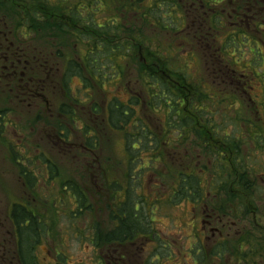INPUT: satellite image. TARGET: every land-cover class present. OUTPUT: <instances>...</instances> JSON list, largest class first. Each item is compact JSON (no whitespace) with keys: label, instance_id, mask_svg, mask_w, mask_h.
I'll list each match as a JSON object with an SVG mask.
<instances>
[{"label":"trees","instance_id":"16d2710c","mask_svg":"<svg viewBox=\"0 0 264 264\" xmlns=\"http://www.w3.org/2000/svg\"><path fill=\"white\" fill-rule=\"evenodd\" d=\"M79 1L85 12V20L81 18L83 16L76 7L63 0H0V77L3 85L0 89L3 93L9 91L12 94L11 105H6V108H18L15 104L24 97L28 98L29 90L12 77L5 79L6 75L2 74L3 66L12 61L15 64L24 61L31 63V66L40 67L42 63L39 62L50 52L48 58L53 63H64L61 84L67 95V103L63 104L58 115L73 122L77 117L74 107L78 110L84 105L83 100H73L70 97V82L77 78L82 83L83 92L88 94L89 98L84 96L86 100L100 104H93L91 116L102 121L98 125L90 117L82 118L85 122L82 129L84 145L90 150H98L101 129L109 133L112 129L111 132L116 131L124 140L121 159L107 157L97 162L99 183L104 187L100 195L88 187L82 188L72 180L63 183L65 190L69 191V195L80 208L71 213L73 216L80 214V210L92 213L90 201H104L108 213L107 222L111 225V230L107 233L98 234V225L91 222L83 233L79 228H74L76 220L72 218L74 239L79 237L87 241L92 250H98L109 245L128 244L147 234H155L153 224L159 217L156 215L150 220L146 196L138 192L141 188L134 186L136 173L140 174L141 171L148 173V177L152 176L147 187L155 183L152 189L162 195L159 207L163 211L164 208L175 210L179 204L192 203L194 200L206 203L202 188L257 186L256 174L262 164L257 162L250 151L264 150V136L246 135L245 146L240 150V144L226 128L232 125L236 129L239 121L246 124L254 121L253 104L246 108L241 107L242 111L236 113L237 101L233 97L229 98L227 94L221 95L224 93H220L222 98L218 104L215 101L217 99L212 98L214 89L209 87L212 86L209 80L218 79L214 76L216 74L208 70V66L206 70L209 77H198V72H190L199 65L200 56H194L193 67L189 61L186 62L189 64L178 63L176 66L172 56L174 49H165L158 40L160 35L157 33H164V36L176 38L179 44L187 45L190 49L197 41V47L202 51L206 45L200 46L198 42L205 35L202 33L204 27L209 29L220 26V17L213 18L209 15L212 7L216 6L206 0ZM187 15L195 16L199 25L194 26L195 29L190 26L189 30L192 32L182 34L188 28ZM72 40L75 41L74 44L81 42L86 47L81 57L74 52L76 59L68 58L69 55L65 53L66 49L73 50ZM152 42L153 49L150 47ZM225 46L227 49L223 47L221 51L229 52L231 49V54L242 48L236 37L229 38ZM195 51L197 52L192 49L185 55L190 53L193 58ZM207 52L206 48L202 57H207ZM168 54L172 56L171 63L165 59ZM132 65L136 70L137 82L144 88V107L148 114L144 116V121L149 124V119H152L155 125L147 126L144 123L143 126L141 118L135 119V124H132L140 101L131 100L129 106H126L119 100L106 99L105 86L110 81L118 83L124 80L128 76L126 70ZM55 66L60 70L58 65ZM145 77L148 81L144 80ZM238 92L243 95L239 88ZM211 98L213 100L210 103ZM7 99L9 98L5 97V103ZM211 107L215 112H209ZM12 110H0V124L13 128L23 140L19 141L17 149L10 142H6L8 146L3 142V147L7 148L8 160L18 170V177L32 194L33 201L38 196L34 187L39 182L55 185L59 177L56 166L43 154H32L31 148L24 144L30 140V136L16 124L7 125L4 122L5 116ZM131 126L133 128L129 129ZM57 127L61 132L66 129L65 126H59L58 122ZM192 132L195 134L196 143L187 145L186 141L190 139ZM179 134H185L181 137L184 140L182 143L177 141ZM63 138L68 137L64 135ZM229 151L233 152L234 157H230ZM36 162L47 165L40 175L35 174ZM116 164L124 167L120 169L121 172L117 171L119 167L116 170ZM73 170L85 182L87 169L84 175L77 169ZM46 171L47 174L44 173ZM94 180L93 178L92 181ZM138 182L139 180L135 185ZM65 190L63 188L62 193ZM216 195L219 198L210 202L221 203V191L216 190ZM163 211L161 210L162 217L165 216ZM8 218L15 238L13 263L39 264L35 255L36 249L42 238L48 237L50 231H53L52 226H55L57 220H49L44 214H33L29 208L17 204L10 209ZM1 247L4 252H0V264H6V260L8 264L5 244ZM167 248L165 245V255ZM56 261L66 264L62 252L56 255Z\"/></svg>","mask_w":264,"mask_h":264},{"label":"rangeland","instance_id":"374dc122","mask_svg":"<svg viewBox=\"0 0 264 264\" xmlns=\"http://www.w3.org/2000/svg\"><path fill=\"white\" fill-rule=\"evenodd\" d=\"M53 1L57 2L60 0H53ZM63 1L69 3L72 7H76L79 10L78 13H80L83 16L81 18L85 20V12L81 8V2L79 0H63ZM187 24H188V28L182 34L186 32L191 33L192 31L189 30V27L192 26L195 29L196 27L194 26H198L199 21L195 19V16L187 15ZM206 32L211 34V36H214V37L217 36L215 32L209 31L207 29V26H205L204 30H202L203 34ZM148 33H153V32L148 31ZM157 34L160 35L158 40L161 41L165 49H168L169 47L174 49V53L172 56L174 58V64H177L176 66H178V63L179 64H189V63H186L188 61L195 64L194 62H192V58L189 56L190 53L188 55L187 54L185 55L186 52H191L189 51L190 47L184 44L183 45L179 44V40L177 41L176 38L174 39L167 35L164 36V33L163 34L157 33ZM235 36H238V34H235ZM257 36L264 40V33H262L261 35H257ZM209 38L212 39L213 37H209ZM229 38H231V35L229 36ZM240 39L244 40V44L240 43V46L243 48L236 50L234 54H231L230 52H232V50L229 49V52L226 51V55L232 63L234 64L241 63L242 64L241 66L247 67V70L245 72L247 73L246 76L249 77V79L247 82V86L242 89L243 95H241L242 96L241 99L243 100V103L250 104L244 91L249 93V87L251 89L254 88L252 96H249V97L255 98L253 102V106L257 109L258 112L261 113V117L259 119H262V116L264 115V66H263L264 47H262V50L258 49L257 52L253 53L251 50H248V47L246 46L248 45L246 38L242 39V37H240ZM196 42L194 43V47H192L190 50L192 49L197 50V53L200 56L198 59L200 62L197 68L196 69L192 68V71L190 72L192 74H195L198 72V77H201L202 75L206 78V76L209 77V75H207V70H206L207 68L205 66V62L212 58L211 56L213 52L209 46L207 55H205L207 57H202L203 53L206 52V48L201 51L197 47ZM74 43L75 41L72 40L71 46L73 50L71 49L65 50V53L69 55L68 58L74 59L76 57L74 53L75 51L77 52L78 55H80V57L85 52V48H86L85 45H83L81 42H78L77 44H74ZM207 43L209 42L203 39L202 40L200 39L198 42L200 46L208 45ZM153 45L154 43L152 42L150 45L152 49H153ZM262 45L263 44H260L259 47L261 48ZM217 47L218 46H214L213 48L215 49ZM172 56L168 54L165 57L168 63L172 62ZM129 68L130 69L126 70V73L128 74V76L124 80H121L118 83L105 87V91H106L105 96L106 98L107 97L109 98L107 100H113L117 98L119 101L123 102L125 105H127L131 100L135 102L136 100H134L133 98H138L141 101L142 100L144 101V97H145L144 90L142 89V86L137 82L135 67L132 65V66H129ZM60 73L61 71H59V74ZM146 79L148 81L147 77L144 78V80ZM242 80L245 81V79H242ZM112 82L113 81H110L109 83H112ZM209 83L212 85L211 80H209ZM54 85L56 86L57 84L54 83ZM202 86L207 88V86H204V85ZM234 87L235 86L231 87L232 90H234ZM80 88L81 87H80V83L78 82V79L73 78L70 82V91L72 93H78ZM207 89H209V87ZM261 91H262L261 95L258 98H256L255 94ZM82 92L83 90H81L80 94H84V95L87 94L85 92L83 93ZM11 96L12 95L8 92L6 93L0 92V110H3V109L11 110V107L6 108V105L7 106L11 105L10 104ZM5 97L9 98L7 99L6 103L4 102ZM46 99L49 102V107H47L46 109L37 110L34 107V105L31 107L26 106L24 110H20L19 112L14 109L5 116V120H4V122H7V125L10 123L16 124L18 128L21 129V131H25V133L30 136L31 140L34 141L35 144H38V146L34 144L37 148L35 149L33 148L30 150L32 154L43 153L48 159L52 160V164L56 166L57 174L59 177L58 183H56L55 185H51L49 187L45 185L43 182H40L38 184L37 191L43 194H46L45 198L49 202L55 201L57 197L61 198L65 203L64 206H66L67 204L66 201H69V198L67 196V193L62 194L61 190H62V187L64 186L63 183H65L67 180H72L76 182L82 188L88 187L91 191L94 190L95 193L100 195L103 192L104 187L98 182L100 189L95 190L93 188V183L90 179V175H94V173L88 170V168H91L92 162L96 161L98 156L100 159H105L107 157L110 159H112L111 157H116L118 159H121L124 153L123 151L124 140L122 139V137H119L120 136L119 134L117 135L116 131L109 133L106 131L104 132L101 129V133L98 138V142H99L98 151L93 152L92 155L83 156L82 154L78 153L75 150H69V149H72L74 145L77 146V145L82 144V141L79 138L80 131H76L78 130L76 128L78 126V123H77L73 125L75 130L70 131L71 133L69 136L71 137L69 141L70 145L63 146L59 144L55 146L56 148L52 149L51 147H54V146L47 140L45 134L49 133L50 130H53V128H51L52 126L47 124L46 122L47 121L50 123L57 122L58 116H55V114L57 113V111L55 110L56 109L55 107L61 102V97L57 94V91L51 90L49 93L46 92ZM93 104L98 105V102L97 101H95V103L89 102L85 106L81 107L79 109V112H80L79 117L80 118L90 117L101 124L102 121L100 122L98 117L91 116L92 111H90V109L92 108ZM37 112H42L39 117L37 116ZM144 116H148L147 110L144 107V105L143 107L141 106L139 108L136 107V116H134L135 118L132 124H135V119H138V118L144 119ZM141 122L143 126H144V123L147 126L156 124L155 121H153L152 119H149V124L146 121L143 122L141 120ZM132 128L133 126L129 127V129H132ZM0 129H1V132H0V217L2 218V223L4 225L6 236L8 235L7 238H5V240L6 241L10 240L11 242V245H10V242L8 243L4 242L5 248H6L5 249L6 259H8V264H9V262L11 261L15 262L14 245H13V239H12V234H11V226L6 219L5 212L7 211L11 202H15V203L19 202L22 200V198H25V195H23L24 191L22 189L20 181L17 178V175H16L17 172L12 168V166L9 164L7 160V153H6L7 148L3 147V142L5 143L6 146H8L6 142H10L13 148L17 149L19 148V146L17 145L19 143V140L22 139V136H19V134L15 132L13 128L4 127L3 124H0ZM65 148H67L68 151H71V152L70 153L62 152L63 149ZM37 150L39 152H37ZM54 161H56L57 163H54ZM257 162L260 164H263L264 157H260V159ZM38 164L39 163L36 162V165H37L35 168L36 174H38L37 171L42 172L43 170V168H41V166ZM70 165L74 166V168L80 171L82 175H84V170L87 169V175L89 177V180L88 181L85 180L84 182L79 177V174L76 173L75 170H73L70 167ZM88 165H90V167ZM118 167H119V170H117ZM123 168H124L123 166H118L116 164V170L118 172H121L120 169H123ZM136 177L137 179L134 181L135 188L136 187L141 188L142 190L139 189L138 192L143 194L144 196L148 195L146 197V206H147V212L149 213V216H150V220L152 221L153 217L156 215L159 217L155 219L156 221L153 224V230L157 233H160V235L164 232L162 238H165L167 240V241L164 240V242L165 243L169 242L172 246L171 248L176 252V254H180L182 256L183 252L187 251L189 247V242L186 239L187 235L189 234V231H188V228H184V227H187L189 224L188 218H190L191 216L190 215L191 207L186 206V205H181V206H178L176 211H174V209H168V208H164V211H163V209L159 207V202L161 201V199L159 197H152L154 195V192L149 190V188H147V186L152 180V176L148 177V173H144V171H141L140 174L136 173ZM95 180H97L96 177H95ZM138 180L139 182L137 183V185H135L136 181ZM144 180L145 182H143ZM148 180L150 181L148 182ZM154 187H155V183H153V188ZM49 193H54L56 194V196L52 198V196L48 195ZM36 201H37V204L40 206L39 207L41 209L40 211L44 214V216H47L49 220H57L55 221V226L51 225L53 227V231L52 230H51L52 232L50 231V234L48 237L45 236L42 238V241H40L41 242L40 245L36 249L35 255H36L37 262L39 264H53L51 259L55 258V255H56L55 253L62 252V253H66L67 258H65V261L67 262V264H95L94 262L96 260L97 255L95 251L89 247L88 242L79 237H77V239H74V232L72 231V224H71V216L70 215L68 216L69 214L68 212L71 210H75L76 208H74L73 206L71 207V210H69L68 208H65L64 206H58V208H60L61 210L56 209V208L51 209V206H48V204L42 203L46 200L36 199ZM90 205L93 207L94 213L93 214L90 213V215H85L84 212H82L83 214L77 217L85 218V219L84 220L78 219L79 222L76 221L77 224L74 228H79L80 230H83L85 228L87 219L93 216L97 217L95 221L98 225H101L102 228L103 226L104 227L106 226L105 222L107 221V215L103 214L101 216H98L96 214V213H102L104 211H107V207L105 206L104 201H100V202L99 200L90 201ZM161 210L165 214L164 217L161 216ZM57 213H60V214L66 213L67 215L66 217H61ZM107 227L109 228L110 226H107ZM107 227H105V230L108 229ZM101 230L105 231L103 229ZM9 246H11V248H9ZM145 247H146V250L153 249V247L151 246H149L148 248L147 246ZM109 255H110L109 253L106 254V256H109ZM184 255H187V253H184ZM174 256L175 254L171 252L170 257H174ZM175 259H176L175 261L171 260L170 263L166 262L165 264H178L179 261L184 260V258L180 259V257H175Z\"/></svg>","mask_w":264,"mask_h":264},{"label":"flooded vegetation","instance_id":"af4514ba","mask_svg":"<svg viewBox=\"0 0 264 264\" xmlns=\"http://www.w3.org/2000/svg\"><path fill=\"white\" fill-rule=\"evenodd\" d=\"M194 1L198 2V0ZM206 1H211L212 6H216V8L212 7L213 10L209 12L210 17H220V26L217 28L209 27L208 29L216 34H220V36L210 39L209 37L211 34L206 32L203 37H200L201 40L203 39L209 42L206 48L208 49L210 46L213 52L212 58L205 62V66H208V70L216 74L214 76L218 78L211 80L212 85L214 84L216 86L217 92L219 93H212V98L214 97L217 99L214 100L219 104V99L222 98L220 93H224L221 95L227 94L229 98L233 97L235 101L238 102H235V110L237 111L236 113H239L242 111L241 107L246 108L243 106V100L241 99L242 94L240 95L238 88L241 90L247 86V82L242 81V79L249 78L246 76L247 73L245 72L247 67L241 66L242 64L232 63L229 58H227L226 51L221 50L223 47L225 50L227 49L225 45L228 43L230 35H232L231 38L236 37L241 44H244V40H241L240 37H242V39L246 38L248 50L256 52L258 49L262 50V47H264V40L257 35L264 33V0ZM199 2H201V0ZM203 16L208 18L206 13H203ZM235 34H238V36H235ZM260 44H263L261 48L259 47ZM214 46L218 47L214 49ZM46 51L48 52V50ZM48 53L45 54L44 59L39 62L40 64L42 63L40 67L36 65L31 66V63H25L24 61H19V63L17 62L16 64L12 61L10 64L3 66L2 74H4V76L6 75L5 77L3 76L5 79L12 77L20 85L28 87V96L33 100L32 105H34L37 110L40 107L41 99L46 103V106L49 107V102L46 99V92L49 93V89L56 91V87L53 83L58 84L60 81V79H55L58 74L57 72H59V69H57L55 65L61 68L64 65V63H53V61L48 58ZM196 55H198V53L195 51L192 60ZM5 61L7 62L8 59L6 58ZM189 63L190 66L195 65L191 62ZM221 77L225 78L229 83H225ZM79 82L82 84L80 80ZM232 86H235L234 90H232ZM1 87H3V85L0 77V88ZM15 87L17 88V84ZM253 89L249 87V93L244 91L245 95L247 97L248 95H252ZM255 97L258 98L259 96L255 94ZM212 98L210 103L213 100ZM248 101L254 102V99L248 97ZM209 112L213 113L215 110L211 107ZM254 115L255 119L250 122V124L239 121L236 123V129H234L232 125L226 127L240 144V150L243 149L246 135H254L255 137L264 136V115L262 119H259L261 113L258 112L256 108L254 109ZM253 131L256 133L254 134ZM184 135L185 134H179L180 138L177 139L179 143L184 142V140L181 139ZM190 136V139L186 141L187 145L196 143L194 132H192ZM75 148L78 149L83 156L90 153L93 154V150L88 149L84 145V142L75 146ZM250 152H252L253 157L256 158L257 161L260 157H264V150H251ZM229 155L230 157H234L232 151H229ZM94 162L95 161H93L91 165L93 169L95 168ZM88 166L90 167V165ZM256 177L257 186L237 188L227 186L220 189L202 188L201 190L205 191L206 203H198L197 200H194L192 203L179 204V206L186 205L191 207V216L188 218L189 224L187 227H184L188 228L189 231L186 237L189 242V247L187 251L183 252L182 256L176 254L171 248V245L167 248V255L164 254V240L166 239L162 238L163 232L161 235H157L156 233L153 235L147 234L128 244L109 245L103 249H96L94 251L97 256L94 263L165 264L166 262L170 263L171 260L175 261V257H180V259L184 258V260L179 261L178 264H264V163L260 166ZM86 178L87 176L85 179ZM96 189L98 190L99 186H96ZM216 190L221 191V203L210 202L219 198L216 195ZM28 199L29 198H22L23 204H16L29 208L31 211L41 210L35 199L32 203H28ZM70 205H75L76 208H79L76 203H71ZM177 208L174 211H176ZM32 213L36 214L35 212ZM41 214L42 213H40V215ZM8 217L9 216L6 215V219L9 221ZM88 221L89 220L86 222ZM93 222L96 223L95 220ZM105 223L108 222L106 221ZM108 226L110 227L105 230L106 226L102 228L101 225H98V234L100 232L107 233L111 230V225H109V223ZM0 227L2 228H0V238L3 239L6 233L1 219ZM7 236L5 238H7ZM5 238L3 239L4 242L6 241ZM145 246H147V248L151 246L153 249L146 250ZM171 252L175 254L174 257H170ZM107 253L110 255L106 256ZM184 253H187V255H184ZM51 260L52 263H58L56 258ZM9 263L13 264L12 261Z\"/></svg>","mask_w":264,"mask_h":264}]
</instances>
